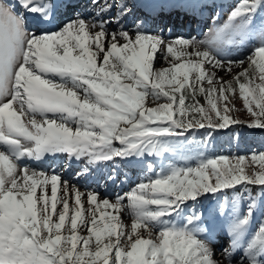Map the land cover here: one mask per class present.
<instances>
[{"label":"snow or ice","instance_id":"obj_1","mask_svg":"<svg viewBox=\"0 0 264 264\" xmlns=\"http://www.w3.org/2000/svg\"><path fill=\"white\" fill-rule=\"evenodd\" d=\"M78 6L0 0V264H264V217L252 227L264 210V152L211 156L188 142L197 129L264 130V0H239L202 40L167 39L144 20L126 27L131 0H91L90 16L30 27ZM252 41L246 59H223ZM237 94L247 121L233 115ZM57 154L86 159L77 177L117 158L162 162L102 197L43 167ZM218 193L230 237L221 259L198 210Z\"/></svg>","mask_w":264,"mask_h":264},{"label":"rangeland","instance_id":"obj_2","mask_svg":"<svg viewBox=\"0 0 264 264\" xmlns=\"http://www.w3.org/2000/svg\"><path fill=\"white\" fill-rule=\"evenodd\" d=\"M58 1V0H57ZM64 3L67 0H59ZM78 3L77 8L68 9L65 11L62 7L58 9L54 16V25L47 28L40 26H31L39 31H54L63 25L67 20L73 18V13L76 11L85 12L86 16L92 15L91 11H85L91 5V0H75ZM135 4L133 13L125 20V26L133 28L135 24L144 20L146 22L147 30L150 32H162L167 39L178 36L196 37L197 39H206L211 35L210 30H214L218 26H222L228 17L229 12L239 2V0H131ZM177 13H181V18L176 17ZM219 13L217 16L216 14ZM135 14V15H134ZM162 15L171 16V21H165V24L156 23L153 21ZM173 16V17H172ZM168 22V23H167ZM115 28L116 25H110ZM46 28V29H45ZM168 29H171L169 32ZM258 44V41L246 43L243 46L231 45L226 48L225 60H241L246 59L250 54L252 47ZM166 66L162 61H157V67ZM247 67V64L244 65ZM242 69L234 68L233 74L240 72ZM218 76L225 80L232 79L233 74H225L223 71L217 70ZM201 99V103H203ZM235 107L239 111L233 115L241 121L250 119L249 114L244 109L243 101L238 94L233 100ZM209 132L211 133L209 137ZM188 142L195 146V148L202 149L206 155L211 156H233V155H251L253 152H264V130L250 129L246 126L232 125L224 130H193L192 134L188 136ZM162 161L159 158L146 157L143 159H128L120 160L117 158L116 163L100 162L95 166H91V171L85 175L77 177L78 173H84L88 167L86 159L76 160L70 159L66 154H57L49 156L45 168L54 169L61 173L63 178L69 179L72 183L77 184L82 191L87 189H96L101 193V196L107 195L113 197L115 194H124L132 187L145 179L148 174L146 166L149 163L159 165ZM32 167L38 166L37 162L29 161ZM118 167V178H113L109 183V177L112 176L115 168ZM116 172V171H115ZM78 178H82L78 181ZM130 181V185L127 182ZM85 182V183H84ZM258 189H254V192ZM228 198L231 199L233 192L228 190ZM224 203L222 194H217L215 197L204 199L198 206V210L205 214L206 223L214 229L216 243L214 248L217 252V259H221L219 253L222 248H226L230 244V237L227 234L228 218L220 215V206ZM248 203L247 197L242 199L239 204L241 212L246 211ZM264 217V210L258 211L253 220V229H255L260 220ZM126 221L130 223V219L125 217ZM240 253L236 254L238 259ZM224 264H228L224 261Z\"/></svg>","mask_w":264,"mask_h":264},{"label":"bare ground","instance_id":"obj_3","mask_svg":"<svg viewBox=\"0 0 264 264\" xmlns=\"http://www.w3.org/2000/svg\"><path fill=\"white\" fill-rule=\"evenodd\" d=\"M55 2L57 3V4H63L64 2L63 1H57V0H55ZM134 9V8H133ZM135 15V14H134ZM173 17V16H172ZM176 17L178 18V19H180L181 18V13H177L176 14ZM168 21V22H170L171 21V16H169V15H162V16H160V17H158V18H155L153 21H156V23H162V24H165L166 22L165 21ZM167 22V23H168ZM54 21L52 20L50 23H46V26L45 27H47V28H49V27H51V26H53L54 24ZM42 25V24H41ZM46 29V28H45ZM36 30V29H35ZM116 171V172H115ZM118 167H116L115 168V170L113 171V174H112V179H110L109 178V183H111L112 182V180H113V178L115 179V177H117L118 178ZM79 180L78 181H81L82 180V178H78ZM85 183V182H84ZM127 184L128 185H130V181L129 182H127Z\"/></svg>","mask_w":264,"mask_h":264}]
</instances>
